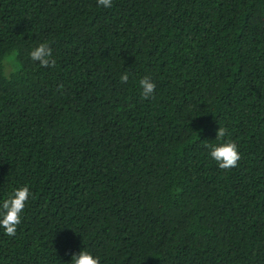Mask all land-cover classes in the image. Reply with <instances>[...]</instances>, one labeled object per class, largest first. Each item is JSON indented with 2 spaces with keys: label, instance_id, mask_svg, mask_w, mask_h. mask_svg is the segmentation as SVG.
I'll return each mask as SVG.
<instances>
[{
  "label": "trees",
  "instance_id": "trees-1",
  "mask_svg": "<svg viewBox=\"0 0 264 264\" xmlns=\"http://www.w3.org/2000/svg\"><path fill=\"white\" fill-rule=\"evenodd\" d=\"M25 185L0 264H264V0H0V206Z\"/></svg>",
  "mask_w": 264,
  "mask_h": 264
},
{
  "label": "clouds",
  "instance_id": "clouds-1",
  "mask_svg": "<svg viewBox=\"0 0 264 264\" xmlns=\"http://www.w3.org/2000/svg\"><path fill=\"white\" fill-rule=\"evenodd\" d=\"M98 4L104 7H111L113 0H97ZM52 48L47 42L40 43L30 53L33 61H39L41 66L55 65V60L52 59ZM7 65V61H5ZM7 70V69H6ZM121 82H127L129 79L128 73L125 72L121 77ZM142 88V96L145 99L152 97L156 84L149 77H144L140 80ZM63 85H61V88ZM227 129L220 127L217 133V139L224 140L227 135ZM211 157L218 163L221 169H231L237 167L241 159V154L238 150V145L227 140L218 145H209ZM32 193L27 185L15 190L8 199H5L0 206V227L5 229V234L15 236L18 226L22 222L21 214L24 212L27 201ZM71 264H100L99 257L94 256L91 252L82 250L78 255L73 254Z\"/></svg>",
  "mask_w": 264,
  "mask_h": 264
},
{
  "label": "rangeland",
  "instance_id": "rangeland-1",
  "mask_svg": "<svg viewBox=\"0 0 264 264\" xmlns=\"http://www.w3.org/2000/svg\"><path fill=\"white\" fill-rule=\"evenodd\" d=\"M8 60V59H7ZM6 69H7V72H11L13 70V64L12 62L10 61H7V65H6Z\"/></svg>",
  "mask_w": 264,
  "mask_h": 264
}]
</instances>
